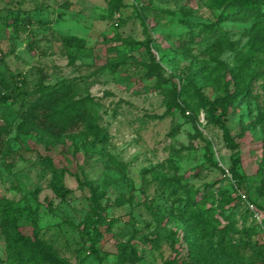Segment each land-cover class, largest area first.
<instances>
[{"label": "rangeland", "instance_id": "rangeland-1", "mask_svg": "<svg viewBox=\"0 0 264 264\" xmlns=\"http://www.w3.org/2000/svg\"><path fill=\"white\" fill-rule=\"evenodd\" d=\"M110 1L0 0V78L9 84L1 87L8 95L0 103V126L8 130L1 138L9 150L0 141V196L36 210L42 237L71 264H118L117 242L127 239L140 254L135 264H164L177 252L187 253L189 245L191 254L208 241L218 249L227 238L222 241L215 228H227L239 251L252 256L254 246L264 242V48L251 39L264 34V14L256 21H231L206 0H121L110 12ZM66 36L81 38L83 47H65ZM216 41L226 47L213 60L208 54ZM145 42L163 67L166 84L147 74L144 63L151 57ZM114 62L121 64L113 68ZM231 69L239 72L236 86ZM39 81L46 86L66 81L77 96L91 98L105 143L94 145L92 136L76 130L47 151L34 136L18 134V114ZM172 81L178 88L190 84L183 98L191 108L199 104L194 90L213 98L218 81L220 89L241 88L240 101L224 128L208 123L203 108L196 115L191 110L164 115L161 88ZM45 154L68 170L65 202L48 187L50 175L41 165ZM233 165L240 182L231 175ZM90 186L102 193L101 203L114 220L98 255L89 254L78 229L64 222L82 220ZM203 197L205 204L187 206L190 198L199 203ZM144 202L162 209L166 235L177 233L174 243L169 237L158 249L141 244L139 238L153 225ZM210 208L214 217L203 212ZM30 215L25 210L21 222L28 223ZM191 217L216 218V227H209L212 237L187 228ZM4 249L0 232L3 258ZM252 264L264 262L254 257Z\"/></svg>", "mask_w": 264, "mask_h": 264}, {"label": "trees", "instance_id": "trees-1", "mask_svg": "<svg viewBox=\"0 0 264 264\" xmlns=\"http://www.w3.org/2000/svg\"><path fill=\"white\" fill-rule=\"evenodd\" d=\"M263 3L264 0H206V5L210 9L225 11V18L231 21H247L248 19L256 21L260 19L264 14ZM120 5L121 0H111L109 2L110 12L117 10ZM27 21H30V19L28 18ZM14 25V27H17L16 23ZM124 42L126 41L124 40ZM251 42L261 49L264 48V34L257 32L256 35H253ZM62 43L65 47H83V40L76 36L63 37ZM226 43L230 48L234 45L233 42L227 41ZM144 44L146 53L151 57L149 64L144 63L147 66V74L150 77L155 76L160 84H166L168 80L163 76V67L158 62H155V56L149 46V42ZM225 47L219 41L213 42L209 51L211 54L208 55L211 59L216 60ZM120 64L121 62H114L112 67L117 68ZM231 74L236 86L239 81V72L236 69H231ZM179 79L182 80L181 77ZM207 82L209 84L212 83L210 80ZM15 85L16 87H21V82L18 81ZM2 86L8 88L9 84L6 80L0 78V103L8 99V95L2 91ZM219 86L220 81L215 83L218 94L213 98L205 96L199 90H194L199 99V104L195 107L197 109H195L191 108L187 100L183 98L190 92V84L186 83L178 88L176 82L172 81L170 85H164L161 88L165 107L163 114L172 116L176 110L180 112L191 110L196 115L198 109L203 108L208 123L224 128V123L230 110L235 105V102L240 101L238 97L241 88L239 90V88L235 87V91L230 92L227 89L218 88ZM30 96L32 98L27 100L18 114L19 121L16 125L18 134L34 136L35 143L43 145L47 151L62 144L64 139L76 130H84V137H87V135L92 136L94 145L96 143H105L106 135L96 123V109L92 99L88 96H77L75 89L70 83L62 81L52 86H46L39 81L37 88L34 89ZM245 127L242 126V130ZM7 132L8 130L5 126H0V141L5 144L6 150H9L8 143L1 138V133L6 134ZM205 143L209 156H211L210 142L205 139ZM228 143L230 147H235L231 140H228ZM212 163L218 166L217 162ZM41 165L50 175L48 187L60 202H65L66 197L70 193V189L64 183V176L68 171L67 168L57 165L49 154H45L41 158ZM230 171L233 178L240 182L242 177L235 170L234 165L231 166ZM160 183L162 186L163 184H166L165 187L167 186L165 180H160ZM101 198L102 193L97 187L90 186V196L87 200L88 207L82 220L78 224L64 220L68 225L78 229L80 238L87 242V251L93 255H98V245H100L107 234H112L114 225V220L108 217L106 205L101 203ZM205 200L206 197H203L198 203L190 198L187 206H201L205 204ZM48 204L50 205V202ZM143 204L152 216L153 225L148 226L150 230L139 238L141 244L158 249L164 240L169 237L174 243L177 233L172 230L166 235L168 218L165 217L164 212L161 211L162 209L149 202H144ZM25 210L31 213V219L28 223L21 222ZM203 212L214 217L211 208ZM178 217L186 221L181 211H179ZM207 219L209 220L202 218L195 220L194 217H191L189 218L190 223L186 227L198 231L203 238H211L212 234L210 235L211 229L209 227L210 225L216 227L218 220L212 217ZM229 228L233 231L236 229L231 225ZM215 229H217L222 241H224L225 237L227 238L224 241L225 243H218V249H214L208 241L194 247L193 253L195 254H191V246L189 245L187 253L179 256L180 253L177 252L176 255L167 259L164 264H252L254 257L264 262V242L258 246L255 245L252 256H248L240 252L237 244L228 237L229 231L227 228ZM40 231L41 227L38 224L36 210H31L27 205L21 206L18 201L13 199L0 196V232L5 239V257L0 256V264H71L66 258L61 256L52 242L42 237ZM137 234V230L134 229L132 237L135 238ZM225 245L228 247H225ZM116 249L118 264H135L140 260V254L135 245L131 244L130 239L118 241Z\"/></svg>", "mask_w": 264, "mask_h": 264}]
</instances>
